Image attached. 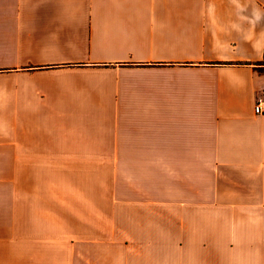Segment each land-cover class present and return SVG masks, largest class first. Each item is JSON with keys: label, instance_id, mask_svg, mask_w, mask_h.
<instances>
[{"label": "crops", "instance_id": "1", "mask_svg": "<svg viewBox=\"0 0 264 264\" xmlns=\"http://www.w3.org/2000/svg\"><path fill=\"white\" fill-rule=\"evenodd\" d=\"M264 0H0V264H264Z\"/></svg>", "mask_w": 264, "mask_h": 264}, {"label": "built area", "instance_id": "2", "mask_svg": "<svg viewBox=\"0 0 264 264\" xmlns=\"http://www.w3.org/2000/svg\"><path fill=\"white\" fill-rule=\"evenodd\" d=\"M253 110L256 116H264V96L256 100Z\"/></svg>", "mask_w": 264, "mask_h": 264}]
</instances>
